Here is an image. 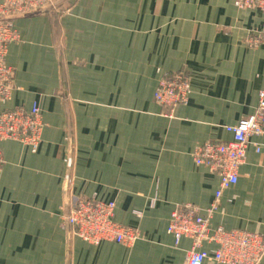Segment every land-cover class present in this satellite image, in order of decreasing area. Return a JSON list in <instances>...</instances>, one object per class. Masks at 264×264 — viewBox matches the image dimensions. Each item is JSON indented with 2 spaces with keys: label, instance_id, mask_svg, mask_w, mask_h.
<instances>
[{
  "label": "crops",
  "instance_id": "1",
  "mask_svg": "<svg viewBox=\"0 0 264 264\" xmlns=\"http://www.w3.org/2000/svg\"><path fill=\"white\" fill-rule=\"evenodd\" d=\"M54 2L9 18L13 89L0 105L37 103L43 128L34 152L0 141V264H185L192 242L176 243L167 225L186 205L205 213L216 203L210 228L264 239V125L217 202V174L192 156L230 140L225 127L264 93V13L235 0ZM177 72L188 99L169 111L153 94ZM73 197L113 201L134 242L78 238L64 220Z\"/></svg>",
  "mask_w": 264,
  "mask_h": 264
},
{
  "label": "built area",
  "instance_id": "2",
  "mask_svg": "<svg viewBox=\"0 0 264 264\" xmlns=\"http://www.w3.org/2000/svg\"><path fill=\"white\" fill-rule=\"evenodd\" d=\"M52 2L54 0H0V104L10 97L13 89V70L5 62L8 46L16 39L9 18L45 11ZM234 3L238 7L256 8L264 13V0H235ZM188 93L189 78L182 72H177L159 82L153 97L159 106L171 111L176 105L187 102ZM263 125L264 93L260 92L254 112L242 117L236 124L225 127L231 134L230 140L207 141L193 150L195 164L207 167L219 178L215 202L223 190L237 183L238 169L245 159L250 138L261 134ZM42 128L43 121L37 103H33L28 109L1 108L0 105V141L16 140L34 152L38 148ZM72 204L73 207L65 215V222L78 238L95 245L102 241L122 245L134 242V230L115 221L113 201L77 197ZM215 210L216 203L207 208L205 213L191 205L171 212L167 232L174 237L176 243L182 238H188L192 242L185 264H203L209 259L223 264H259L264 255L263 237L247 230L210 228L209 219ZM203 242L216 245L212 254L200 249Z\"/></svg>",
  "mask_w": 264,
  "mask_h": 264
},
{
  "label": "rangeland",
  "instance_id": "3",
  "mask_svg": "<svg viewBox=\"0 0 264 264\" xmlns=\"http://www.w3.org/2000/svg\"><path fill=\"white\" fill-rule=\"evenodd\" d=\"M57 5H56V2H52V4H50L49 5V8L50 9H48V11L49 10H53V9H55V7H56ZM41 11V10H40ZM40 11H35V12H40ZM32 13V12H31ZM25 14V13H24ZM28 14V13H27ZM19 15H22V14H19ZM9 21H10V19H9ZM11 23V22H10ZM12 24V23H11ZM75 198L76 197H73L72 198V201H70L69 202V204H68V207H67V209H66V213H65V215L67 216V214L69 213V211L71 210V208L73 207V204H72V202L75 200ZM65 215H64V220H65ZM74 234H75V232H74ZM132 244V243H131Z\"/></svg>",
  "mask_w": 264,
  "mask_h": 264
}]
</instances>
